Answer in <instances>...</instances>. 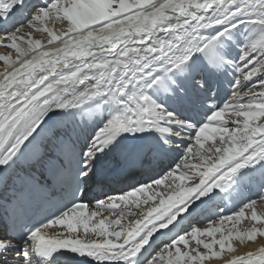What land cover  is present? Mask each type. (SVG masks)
Listing matches in <instances>:
<instances>
[{"label":"snow or ice","instance_id":"1","mask_svg":"<svg viewBox=\"0 0 264 264\" xmlns=\"http://www.w3.org/2000/svg\"><path fill=\"white\" fill-rule=\"evenodd\" d=\"M0 63V264H264V0H0Z\"/></svg>","mask_w":264,"mask_h":264},{"label":"rangeland","instance_id":"2","mask_svg":"<svg viewBox=\"0 0 264 264\" xmlns=\"http://www.w3.org/2000/svg\"><path fill=\"white\" fill-rule=\"evenodd\" d=\"M57 27V30H59L62 26L61 25H58V26H56ZM37 38H39V37H37ZM0 69L2 70V66H0ZM254 193H256V195H257V191H255ZM256 195H254V197H256ZM230 206V205H229ZM132 211H136V209L135 208H132L131 209ZM257 212H258V214H261V213H264V203H262V202H258V204H257ZM247 225H248V222L246 221V222H244V224H242V225H240V227H247ZM235 246L238 248V253L237 254H244L247 250H244V252H241V250H243L244 249V247H242L240 244H239V242H235ZM242 249H241V248ZM240 250V251H239ZM225 259V260H224ZM224 259L223 260H220V261H218V262H216V261H214V264H226V261H227V258H226V256L224 255Z\"/></svg>","mask_w":264,"mask_h":264},{"label":"bare ground","instance_id":"3","mask_svg":"<svg viewBox=\"0 0 264 264\" xmlns=\"http://www.w3.org/2000/svg\"><path fill=\"white\" fill-rule=\"evenodd\" d=\"M59 25V24H58ZM57 25V26H58ZM58 46V45H57ZM0 66H2V70L0 69V71H3V65H2V63H0ZM170 161H167V163H169ZM255 192V190L253 191V192H251L250 193V195L252 196V197H254V195H256V193H254ZM230 207H231V205H230ZM106 215H107V213H105ZM260 243H264V240H260V241H258V243L257 244H252V243H249L248 245H247V248H245L244 246H242V247H244V249L243 250H241V252H244V250H255L256 249V247H258L259 246V244ZM241 248V247H240ZM242 249V248H241ZM240 251V250H239ZM225 256H226V258L228 259L229 258V254L228 253H225L224 254ZM225 260V259H224ZM216 262H218V261H216ZM213 264H214V262H213Z\"/></svg>","mask_w":264,"mask_h":264}]
</instances>
